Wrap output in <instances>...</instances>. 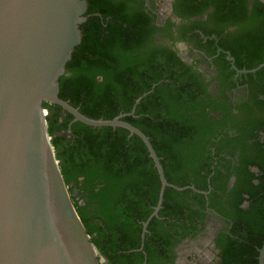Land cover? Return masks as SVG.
Masks as SVG:
<instances>
[{"label": "flooded vegetation", "instance_id": "1", "mask_svg": "<svg viewBox=\"0 0 264 264\" xmlns=\"http://www.w3.org/2000/svg\"><path fill=\"white\" fill-rule=\"evenodd\" d=\"M83 1L85 43L97 29L102 52L93 60L98 67L82 61L89 56L81 52L64 74L81 71L93 97H82L76 109L83 115L82 107L110 94L111 120L148 139L166 182L163 188L137 135L120 127L82 129L49 104L46 118L58 116L50 138L59 139L52 146L71 179L70 200L108 254L91 243L98 264H261L264 6ZM104 107L95 108L98 119L106 120Z\"/></svg>", "mask_w": 264, "mask_h": 264}, {"label": "water", "instance_id": "2", "mask_svg": "<svg viewBox=\"0 0 264 264\" xmlns=\"http://www.w3.org/2000/svg\"><path fill=\"white\" fill-rule=\"evenodd\" d=\"M86 9L83 0H0V264H97L61 176L43 103L86 126L137 135L166 186L140 131L118 118H88L58 97ZM263 258L264 247L261 264Z\"/></svg>", "mask_w": 264, "mask_h": 264}, {"label": "trees", "instance_id": "3", "mask_svg": "<svg viewBox=\"0 0 264 264\" xmlns=\"http://www.w3.org/2000/svg\"><path fill=\"white\" fill-rule=\"evenodd\" d=\"M257 3H259L256 0ZM260 4V3H259ZM89 11V10H88ZM85 17V15H84ZM96 29V28H94ZM79 30L81 32V42L78 46H76L71 54V61H69L64 68V73L63 75H61L58 79V97L63 100V101H69L70 105L74 108L77 107L79 101L81 100L82 97H85L86 101L88 100L89 102L91 100H93V97L90 95L89 90L87 89V86L85 85V83L83 82L82 76H79L82 72L79 71L77 74L75 73L71 78H66L65 77V73H67V71L69 70V68H71L73 61H77L80 58V54L81 52H86L88 54L89 57H85L82 61H86L92 64V66L94 67H98V63L94 60V57H96L98 55V57H101V52H102V42L100 41V34L98 33L97 29L94 31V33L92 34L91 37V42L89 43L90 45H86L85 42H87V38L85 37V34H83V25L79 26ZM87 50V51H86ZM99 101L96 100V102L93 104L94 108H90V107H82L81 112L83 113V115H85L88 118L91 119H95L97 120L99 115L97 114V112L95 111V108H98L99 110H101V104H104V108H106L105 111V119L106 120H111L113 117V113L110 111L112 110V99H111V95L110 94H102V96H100L98 98ZM102 102V103H101ZM43 109L50 111L49 108V104L48 103H43ZM56 109L60 108L58 106H55ZM98 110V112H99ZM68 117H71L69 114H67ZM58 116H53L51 118H46V122H47V131L49 136L51 137L52 134L54 133V124L56 123ZM50 124V125H49ZM78 126L82 129H87L88 131L91 130H96L97 128H92V127H88L85 126L81 123H77ZM100 131H110V128H100ZM96 139V138H95ZM59 139H51V143L55 146L56 143L58 142ZM97 141H101L100 139H97ZM96 145H99V143H96ZM96 145L93 147L95 148ZM108 149L110 154H114L115 153V149H116V145L114 143V140H111L110 142L108 141ZM110 155V156H111ZM60 167V173L61 176L63 177L64 183L65 185H67L71 180L70 178H68V176L66 175V173L63 171L62 167ZM82 176H84L87 180H89V178H91L90 176H88L86 173L81 174ZM77 215L84 227V229L86 230V233L90 236V243H92L95 247H97V249L99 251H101V253L105 254L108 256L107 251H105L102 247L99 248V244L98 241L95 239V237L92 235V232L94 231V228H92L89 224L88 221L84 220V218L82 217V215L79 213V209L75 208ZM93 236V237H92ZM103 250V251H102ZM109 258V257H108ZM97 261V260H96ZM98 264V261H97Z\"/></svg>", "mask_w": 264, "mask_h": 264}]
</instances>
